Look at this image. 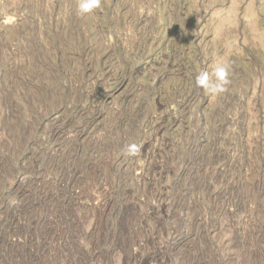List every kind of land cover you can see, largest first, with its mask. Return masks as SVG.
Here are the masks:
<instances>
[{"label":"rangeland","instance_id":"374dc122","mask_svg":"<svg viewBox=\"0 0 264 264\" xmlns=\"http://www.w3.org/2000/svg\"><path fill=\"white\" fill-rule=\"evenodd\" d=\"M78 3L0 0V264H264V0Z\"/></svg>","mask_w":264,"mask_h":264},{"label":"clouds","instance_id":"9594fccd","mask_svg":"<svg viewBox=\"0 0 264 264\" xmlns=\"http://www.w3.org/2000/svg\"><path fill=\"white\" fill-rule=\"evenodd\" d=\"M100 6L101 0H79L77 14H90ZM228 75L229 66L227 64L218 63L212 74L206 70L198 72L195 78L196 85L211 93L220 92L224 90V85L228 82ZM213 76L215 79L212 78Z\"/></svg>","mask_w":264,"mask_h":264},{"label":"bare ground","instance_id":"6f19581e","mask_svg":"<svg viewBox=\"0 0 264 264\" xmlns=\"http://www.w3.org/2000/svg\"><path fill=\"white\" fill-rule=\"evenodd\" d=\"M19 213V212H18ZM26 214V213H25ZM19 216V215H18ZM32 231V230H31ZM23 235V234H22ZM27 235V234H26ZM33 236V235H32ZM31 237V236H30ZM39 238V237H38ZM14 240V239H13ZM14 242V241H13ZM138 243V242H137ZM81 247V246H80ZM84 251V250H83ZM85 252V251H84ZM79 253V252H78ZM80 254V253H79ZM86 254V253H85ZM88 256V254H87ZM104 256V255H103ZM133 257V256H132ZM81 258V257H80ZM84 258V257H83ZM86 258V257H85ZM89 258V257H88ZM98 258V257H97ZM99 259V258H98ZM108 259V258H107ZM79 260V257H78ZM85 260V259H84ZM102 260V259H101ZM110 260V259H109ZM57 261V260H56ZM99 261V260H98ZM105 261V260H104ZM127 261V260H126ZM60 262V261H59ZM67 262V261H66ZM68 263V262H67ZM102 263V262H101ZM69 264V263H68ZM100 264V263H99ZM108 264V263H107ZM113 264V263H112ZM121 264V263H120ZM131 264V263H130Z\"/></svg>","mask_w":264,"mask_h":264}]
</instances>
